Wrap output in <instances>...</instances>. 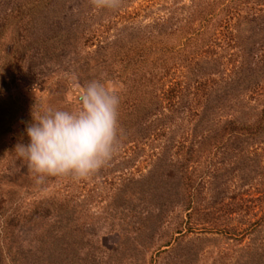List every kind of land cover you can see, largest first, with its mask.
Listing matches in <instances>:
<instances>
[{"label":"trees","instance_id":"obj_1","mask_svg":"<svg viewBox=\"0 0 264 264\" xmlns=\"http://www.w3.org/2000/svg\"><path fill=\"white\" fill-rule=\"evenodd\" d=\"M63 3L64 0H18L15 6L2 11L0 36L3 34L1 28L12 25L23 50L21 57L17 55V48L14 53L1 56V70L10 67L5 78L18 70L22 74L17 78L23 79L36 57L41 60L39 64H44L46 59L59 62L60 57L68 53L65 67L60 71L76 76L81 74L84 78L101 71L104 76H94V80H117L120 87L114 91L121 100L120 148H130L135 156L148 147L147 157L151 160L146 173L127 177V181L132 186L141 182L152 190L160 189L162 205L171 204L187 210L186 220L179 221L188 224L187 230L191 231L192 224L202 219L200 222H210L209 231L221 232L240 243L234 261L226 255L220 256L214 264H264V211L257 217L264 204V153L258 150V143H264V103L251 102L264 91V57L261 54L256 57L254 53L258 49L257 39L250 38L251 34L247 33L249 44H242L239 59L228 60L229 66L209 48L200 47V42H204V29L199 32L200 39L180 36L185 42L177 58L172 54L176 49L155 42L153 33L145 37L140 29L126 28L124 31L125 27L118 28L113 39L100 40L95 49L89 51L82 46L87 45L90 33L95 36L96 29H90L97 15L95 8L90 6V0H77L72 12L74 19L55 25ZM256 23L255 17L242 14L235 30H253L252 33L256 34L261 28L255 26ZM195 31L198 32V28L189 30L193 34ZM234 37L239 36L235 34ZM106 55L109 61L104 63ZM17 59L21 64H16ZM178 69L181 70L176 76ZM42 103L24 95L3 97L0 94V147L5 148L16 137L20 144L29 142L26 128L33 121V112L39 114L43 109ZM74 107L78 108V103L69 100H65L62 106L63 109ZM217 144H220L218 152L228 155L226 158L233 157V162L238 163L235 168L229 164L228 169H237L240 179L257 191L253 194L249 188L239 192L240 202L235 206L243 217L241 230L226 220L220 221L225 214L226 218L230 217L234 211L230 205L236 198V195L224 197L221 194L218 175L223 174L225 168L221 162L215 164L207 180L201 177V182L197 183L202 186L217 178L209 192L205 190V193L199 187L193 190V183L200 174H196V166L191 162L202 151L209 153L210 147ZM123 186L122 192L128 184ZM256 204L259 208L254 210ZM176 232L181 233L182 228L178 227ZM251 233L254 235L245 240V236ZM178 239L177 236L175 241ZM169 243L166 241L165 245ZM187 249V252L175 255L178 262L174 264L188 259L191 248ZM132 250L85 264H136L138 253ZM171 250L173 247L168 252ZM159 251H167V247ZM14 256H8L14 264H61L64 259L47 256L43 262L34 263L28 262L27 258L19 262ZM3 260L0 258V264Z\"/></svg>","mask_w":264,"mask_h":264},{"label":"rangeland","instance_id":"obj_2","mask_svg":"<svg viewBox=\"0 0 264 264\" xmlns=\"http://www.w3.org/2000/svg\"><path fill=\"white\" fill-rule=\"evenodd\" d=\"M17 1L0 0V14L15 6ZM76 2L64 0L55 25H63L64 21L74 19L72 12ZM94 12L97 15L90 29H96L95 36L90 33L87 45L82 46L89 51H93L100 40L113 39L118 34V28L125 27L124 31L126 28L140 29L145 37L153 33L155 42L176 49L172 51L176 58L185 42V38L180 39V36L200 39L199 32L205 30L202 34L204 42H200V47L209 48L227 66L230 65L228 60L239 59L242 44L250 42L245 35L250 33V38L257 39L258 49L254 50L256 57L260 54L264 57V0H122L118 9L95 8ZM242 14L255 17V22H258L255 26H261L259 30L255 27L256 34L252 33L253 30H235ZM190 26L198 28V32L190 33ZM1 29L0 62L1 56L14 53V48L21 57L23 50L12 25ZM235 34L239 37H234ZM67 55H62L59 62L46 59L44 64H39L41 60L38 57L34 58L29 72L25 75L23 72V79L17 78L18 74H22L18 70L5 78L10 67L5 70L0 67L1 96L24 95L41 100L43 109L62 108L65 100L79 105L80 88L98 75L103 77L104 73L100 71L84 78L81 74L76 76L60 71L65 67ZM104 58V63L109 61L108 55ZM16 64H21V60L17 59ZM179 70H176V76ZM103 81L113 90L120 87L114 78ZM261 92L259 97L251 99L252 103H264V91ZM17 144L20 143L16 137L8 147H0V258H4L3 264H14L8 259L11 254H15L19 262L27 258L28 262L40 263L47 256H54L56 260L64 258L61 264H85L93 260H107L109 256L129 249L138 253L136 264H174L178 262L175 255L187 252L189 247L192 253L188 252V259L180 264H214L216 259L218 261L220 256L226 255L230 261L236 258L240 246L237 240L227 238L221 232L209 231L210 222H200L202 219H194L196 222L192 224V230H187L185 221L179 223L182 218L186 220L187 210L171 204L162 205L160 189L152 190L141 182L132 186L127 181V177L146 173L151 161L147 157L148 147L135 156L130 148H119L109 165L89 179L76 181L70 177H48L45 183L38 185L27 161L16 155ZM258 144V150L264 153V143ZM219 145L211 146L209 153L204 149L191 162L196 166V174H200L193 183V190L199 187L205 193V190L209 192L217 178L202 186L197 183L201 182V177L207 180L215 164L221 162L225 167L223 174L218 175L221 194L224 197L236 195V198L230 205L234 209L230 217L226 218L225 214L220 221L226 220V223L241 230L243 217L235 206L240 202L239 192L249 188L253 194H257V191L240 179L237 169H228L229 164L235 168L238 163L233 162V157L226 158L228 155L218 152ZM124 183L128 186L122 192L120 189L124 188ZM262 207L257 217L264 211V204ZM258 208L256 204L254 210ZM178 227L182 228V234L176 232ZM203 227L206 229L203 230ZM253 235H246L245 240ZM177 236L180 239L175 241ZM166 241H170L169 245H165ZM166 247L167 251H159ZM172 247L173 250L168 252ZM78 258L82 260L78 261Z\"/></svg>","mask_w":264,"mask_h":264},{"label":"clouds","instance_id":"obj_3","mask_svg":"<svg viewBox=\"0 0 264 264\" xmlns=\"http://www.w3.org/2000/svg\"><path fill=\"white\" fill-rule=\"evenodd\" d=\"M97 9L115 10L122 0H90ZM79 107H48L27 126L29 142L17 144L16 155L27 161L36 183L48 177L86 180L107 167L121 147L120 96L103 80L86 82Z\"/></svg>","mask_w":264,"mask_h":264}]
</instances>
